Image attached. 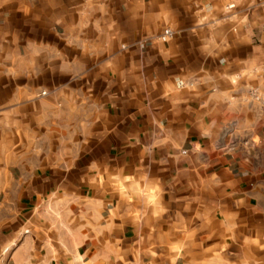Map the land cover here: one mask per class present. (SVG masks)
Returning a JSON list of instances; mask_svg holds the SVG:
<instances>
[{
  "label": "crops",
  "instance_id": "0c3cea01",
  "mask_svg": "<svg viewBox=\"0 0 264 264\" xmlns=\"http://www.w3.org/2000/svg\"><path fill=\"white\" fill-rule=\"evenodd\" d=\"M0 85V264H264V0H0Z\"/></svg>",
  "mask_w": 264,
  "mask_h": 264
},
{
  "label": "built area",
  "instance_id": "2783aa9c",
  "mask_svg": "<svg viewBox=\"0 0 264 264\" xmlns=\"http://www.w3.org/2000/svg\"><path fill=\"white\" fill-rule=\"evenodd\" d=\"M233 5H229L228 8H232ZM175 35V32L174 30L171 28V27H167V28H164L162 30V32L156 36V37H145L143 38L142 40L139 41V46L140 47H147L149 46L150 44H152V42H159V43H166L168 42L170 39H172ZM45 91H42L40 96H44L45 95Z\"/></svg>",
  "mask_w": 264,
  "mask_h": 264
},
{
  "label": "rangeland",
  "instance_id": "374dc122",
  "mask_svg": "<svg viewBox=\"0 0 264 264\" xmlns=\"http://www.w3.org/2000/svg\"><path fill=\"white\" fill-rule=\"evenodd\" d=\"M9 86H6V85H0V89H6L8 88ZM14 88H19V86H14ZM32 88L34 89L35 92L39 93L38 95L41 94V92L43 90H45L44 88H42V86H39V85H30V91H32ZM255 263V262H254ZM255 264H260V262H256Z\"/></svg>",
  "mask_w": 264,
  "mask_h": 264
}]
</instances>
